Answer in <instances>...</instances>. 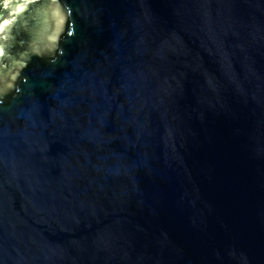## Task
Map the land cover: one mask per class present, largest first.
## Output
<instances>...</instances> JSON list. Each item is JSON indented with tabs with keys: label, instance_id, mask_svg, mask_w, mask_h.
Instances as JSON below:
<instances>
[{
	"label": "water",
	"instance_id": "95a60500",
	"mask_svg": "<svg viewBox=\"0 0 264 264\" xmlns=\"http://www.w3.org/2000/svg\"><path fill=\"white\" fill-rule=\"evenodd\" d=\"M0 17V264H264V0Z\"/></svg>",
	"mask_w": 264,
	"mask_h": 264
},
{
	"label": "snow or ice",
	"instance_id": "6c2138e0",
	"mask_svg": "<svg viewBox=\"0 0 264 264\" xmlns=\"http://www.w3.org/2000/svg\"><path fill=\"white\" fill-rule=\"evenodd\" d=\"M7 2L8 0H4L5 6L7 5ZM0 20H2V22H0V31H3L6 28V26L10 24L11 21L8 19H3L2 17H0ZM3 51H4L3 47L0 46V55L3 54Z\"/></svg>",
	"mask_w": 264,
	"mask_h": 264
}]
</instances>
